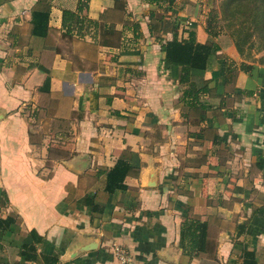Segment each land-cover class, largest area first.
<instances>
[{"label": "crops", "instance_id": "0c3cea01", "mask_svg": "<svg viewBox=\"0 0 264 264\" xmlns=\"http://www.w3.org/2000/svg\"><path fill=\"white\" fill-rule=\"evenodd\" d=\"M217 1L0 0V264H264V66L220 33L196 110L161 49Z\"/></svg>", "mask_w": 264, "mask_h": 264}, {"label": "trees", "instance_id": "16d2710c", "mask_svg": "<svg viewBox=\"0 0 264 264\" xmlns=\"http://www.w3.org/2000/svg\"><path fill=\"white\" fill-rule=\"evenodd\" d=\"M223 8L233 15L238 12H243L247 13L249 16H253L256 19V23L258 24L257 27L260 30L262 37H264V0H224ZM67 13L69 12H64V14ZM217 16V8H215L210 13L206 23V32L208 33V39L206 42H193L192 33L190 32L188 38L179 39L174 37L172 40L162 44L161 46V49L165 53V58H167L170 63L179 67V83L187 85L183 94L190 97L189 105L195 107L196 110L199 109V107L204 108V105L198 100L201 93L210 92L211 89L207 86L205 80L202 81V84H198L197 81L199 78L194 76L191 71L194 68L205 69L209 64L210 57L219 48V45L215 42V37H217L220 33H225L223 30L225 24L224 26L220 24L218 25V21L216 20ZM229 25L230 23L227 22V26ZM228 36L233 40V43L240 55L244 52L245 45L247 43H249V45H254V40L251 42L252 32L248 29L244 20L240 21L239 25L233 30H230ZM252 67L253 63L251 62L250 64L246 62L240 63V69L244 71H248L252 69ZM234 73L235 70L227 71L226 79L231 80ZM131 169L132 165L129 160L124 158L117 159L115 165L106 173L105 189L108 192H112L116 188H124L125 185L123 184V179ZM1 221L8 226L12 221V218H6L5 220L0 219V222ZM193 223H196L195 228H203V224L199 222L198 219H195V221L190 223L187 230H191ZM181 233L184 236L185 230ZM200 233L202 236L203 230L202 232L200 231ZM190 235L193 236L192 231H190Z\"/></svg>", "mask_w": 264, "mask_h": 264}, {"label": "rangeland", "instance_id": "374dc122", "mask_svg": "<svg viewBox=\"0 0 264 264\" xmlns=\"http://www.w3.org/2000/svg\"><path fill=\"white\" fill-rule=\"evenodd\" d=\"M223 2L224 0L217 1L216 7L218 16L216 17V20L218 21V25L220 24L224 26L225 24L223 27V30L225 31L224 34L228 35L230 30H233L239 25L240 21L244 20L248 26V29L252 32L251 42L254 40V45H249V43H247L241 56L244 60L253 63V65L258 64L264 66V47H262L264 46V37H262L260 30L257 27L258 24L256 23V19L253 16H249L247 13L243 12H238L235 15L229 13L225 8H223ZM227 22L230 23L229 26H227Z\"/></svg>", "mask_w": 264, "mask_h": 264}, {"label": "built area", "instance_id": "2783aa9c", "mask_svg": "<svg viewBox=\"0 0 264 264\" xmlns=\"http://www.w3.org/2000/svg\"><path fill=\"white\" fill-rule=\"evenodd\" d=\"M110 249L121 264H132L131 254L127 248L120 244L112 243Z\"/></svg>", "mask_w": 264, "mask_h": 264}]
</instances>
